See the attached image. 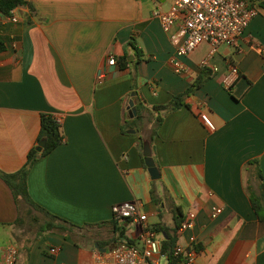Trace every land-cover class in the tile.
Listing matches in <instances>:
<instances>
[{"label":"crops","instance_id":"1","mask_svg":"<svg viewBox=\"0 0 264 264\" xmlns=\"http://www.w3.org/2000/svg\"><path fill=\"white\" fill-rule=\"evenodd\" d=\"M26 1L11 16L0 12V172L25 165L42 114H53L65 143L31 169L29 193L38 205L84 227L109 222L116 204L138 200L150 226L162 222L171 228L177 205L184 219L196 214L195 225L178 241L185 249L201 245L195 264H264V221L252 207L246 170L257 161L264 175L261 1L237 47L224 44L211 54L208 43L199 45L183 58V75L171 68L173 47L153 17L156 7L168 10L171 0ZM111 57L116 65L108 64ZM204 69L211 77L185 106L164 117L151 142L161 173L154 181L139 136L123 132L132 89L151 109L185 92ZM217 208L223 211L213 217ZM18 217L13 193L0 176V249L16 244V264H94L96 241H107L97 226L35 238L15 225ZM138 231L131 223L129 235L142 246Z\"/></svg>","mask_w":264,"mask_h":264},{"label":"built area","instance_id":"2","mask_svg":"<svg viewBox=\"0 0 264 264\" xmlns=\"http://www.w3.org/2000/svg\"><path fill=\"white\" fill-rule=\"evenodd\" d=\"M258 13L256 0H171L168 10L156 7L153 17L159 21L173 47V55L169 60L171 68L176 74L183 75L186 72L183 58L203 43L211 46V54L217 52L224 44L237 47ZM12 20L18 21L15 16ZM259 49L264 55V46H260ZM116 63L115 57L109 59L110 66ZM208 64V60L202 63L203 67ZM232 72L239 73L236 67L232 68ZM106 74V70L101 72L98 79H104ZM201 119L210 130H215L207 114L202 113ZM143 207L144 204L138 200L119 203L113 207L115 218H127L136 224L142 246L135 247L120 243L105 252L96 250L94 264H161L162 259L168 264L167 256L163 251V234L148 224V215L143 212ZM222 211V208H217L212 216L217 217ZM195 221L196 214L189 213L181 223L179 236L193 227ZM49 252L55 255L58 249L51 248ZM175 255H183L186 264H195L197 251L185 249L178 244ZM18 257L19 249L16 244L0 249V264H16Z\"/></svg>","mask_w":264,"mask_h":264},{"label":"trees","instance_id":"3","mask_svg":"<svg viewBox=\"0 0 264 264\" xmlns=\"http://www.w3.org/2000/svg\"><path fill=\"white\" fill-rule=\"evenodd\" d=\"M260 1L261 6L264 8V0ZM27 4L28 2L26 0H0V12L6 16H10L13 10ZM3 49L4 45L0 41V51ZM140 60H142V58H140ZM119 61L122 66L128 64L127 57H122ZM210 77V70L204 69L191 87H189L185 92L174 96L169 103L165 105H156L151 109H149L145 105L144 101H142L139 97L137 87H133L131 93L137 92V96L135 97L137 116L135 118L129 117L128 105L123 124V132L128 133L130 130H134L139 136L138 146L142 151L145 140L149 139L153 142L155 136L158 134V129L164 121V117L167 114L178 111L185 106L187 98L200 89L204 82ZM135 78L136 76L133 75V80H135ZM146 114L149 115L148 118ZM147 128L148 132H145ZM44 139L47 140V144L42 152H38L37 147ZM64 143L65 134L62 123L53 114L44 113L41 116V129L37 142L30 150L25 165L14 173L0 172L1 178L11 189L15 203L19 209V217L15 222V225L22 227L26 230V232L31 233L35 238L47 233L74 235L79 229H85L88 226H97L102 229L108 228L112 233L111 238L107 241H96L100 248H111L114 244L120 243H124L128 246L140 247L138 245V239H134L129 235V226L132 223L130 219H117L114 217L109 222H102L96 225H86L82 227L75 225L60 216L52 214L32 199L28 187V178L32 167L41 158L49 155ZM144 166L147 168L145 163ZM253 167H255V169ZM252 169L254 170L252 171ZM246 170L250 172L247 189L249 191L252 207L258 219L260 221H264V175L257 161L249 162ZM25 206L27 207V210L24 214L23 209ZM35 211L41 215V218L34 216ZM173 220L174 226L172 228L166 226L162 222L152 225L151 228L163 234V251L167 256L168 264H186L185 257L183 255H175L179 241L180 226L184 220V215L180 206L174 205ZM193 248L197 252L202 251L201 245H195Z\"/></svg>","mask_w":264,"mask_h":264},{"label":"water","instance_id":"4","mask_svg":"<svg viewBox=\"0 0 264 264\" xmlns=\"http://www.w3.org/2000/svg\"><path fill=\"white\" fill-rule=\"evenodd\" d=\"M136 96H137V92H133L132 99L129 102L128 111L130 118H135L137 116L136 99H135ZM129 132L135 133L134 130H130ZM46 144H47V140L46 139L42 140L37 147V151L42 152ZM143 157H144L145 165L147 166L148 172L151 176V179L154 181L159 180L161 178V173L153 157L152 143L148 139L145 140L143 143ZM116 245L117 244H114L113 246L115 247ZM97 247L99 246L97 245ZM99 249L103 252L107 251V248H99Z\"/></svg>","mask_w":264,"mask_h":264},{"label":"rangeland","instance_id":"5","mask_svg":"<svg viewBox=\"0 0 264 264\" xmlns=\"http://www.w3.org/2000/svg\"><path fill=\"white\" fill-rule=\"evenodd\" d=\"M23 210H24V214H25L26 213V210H27V207L25 206V208ZM34 216H37V217L41 218V215L39 213H37L36 211L34 212ZM101 232L104 233L103 236H102V238H104V239H107L108 240L112 236L111 230L108 229V228L102 229ZM0 243H2V242L0 241ZM161 264H165V260L164 259H162Z\"/></svg>","mask_w":264,"mask_h":264}]
</instances>
